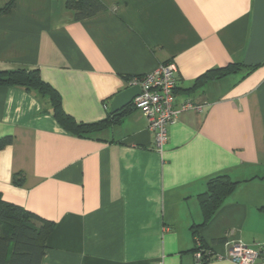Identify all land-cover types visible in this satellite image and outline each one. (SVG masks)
<instances>
[{"label": "crops", "instance_id": "obj_1", "mask_svg": "<svg viewBox=\"0 0 264 264\" xmlns=\"http://www.w3.org/2000/svg\"><path fill=\"white\" fill-rule=\"evenodd\" d=\"M66 1L0 0V71L37 70L65 113L90 123L133 78L173 63L176 105L195 109L157 152L138 110L80 138L45 97L0 86V138L12 137L0 197L54 223L41 264H196L197 195L221 174L239 183L199 231L206 264H235L234 243L264 245V62L194 87L242 62L254 0H97L102 10L81 20Z\"/></svg>", "mask_w": 264, "mask_h": 264}, {"label": "trees", "instance_id": "obj_2", "mask_svg": "<svg viewBox=\"0 0 264 264\" xmlns=\"http://www.w3.org/2000/svg\"><path fill=\"white\" fill-rule=\"evenodd\" d=\"M66 7L75 11L77 20L102 10L97 0H67ZM9 9L10 6L4 11ZM255 67H245L242 62L229 63L200 75L196 78L194 87L202 86L208 79H220L243 70L251 71ZM0 86L21 87L45 97L49 100L52 116L58 125L65 132L80 138L94 136L108 126L119 123L124 116L135 110L131 103L114 114L107 112L102 120L90 123L77 122L65 113L59 93L40 78L37 70L0 71ZM11 140V136L0 138V149ZM23 177L22 174H15L13 183L19 185L23 182ZM238 183L227 175H216L207 180L205 190L197 195L202 222L191 225L190 231L196 243L193 252L195 254L201 251L203 258L201 262L195 260L196 264H206L209 259V254L203 251L204 246L199 237L200 229L209 223L224 200L234 192ZM53 227V222L44 220L20 206L5 202L0 197V264H41L45 252V241Z\"/></svg>", "mask_w": 264, "mask_h": 264}, {"label": "built area", "instance_id": "obj_3", "mask_svg": "<svg viewBox=\"0 0 264 264\" xmlns=\"http://www.w3.org/2000/svg\"><path fill=\"white\" fill-rule=\"evenodd\" d=\"M129 86L140 89L131 103L145 117L148 130L153 135L154 148L160 152L167 142L168 127L176 122L181 112L195 109V106L191 102L176 105V67L173 63L160 64L148 74L133 78ZM196 110L200 111V107ZM202 258L201 251L195 253L196 261L201 262ZM229 258L235 264H264V245L248 248L231 244Z\"/></svg>", "mask_w": 264, "mask_h": 264}, {"label": "water", "instance_id": "obj_4", "mask_svg": "<svg viewBox=\"0 0 264 264\" xmlns=\"http://www.w3.org/2000/svg\"><path fill=\"white\" fill-rule=\"evenodd\" d=\"M264 62V0H254L252 30L246 53L242 60L245 67L258 66ZM138 86H132L117 94L111 102L110 114H114L131 104L139 95Z\"/></svg>", "mask_w": 264, "mask_h": 264}]
</instances>
